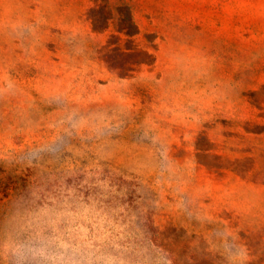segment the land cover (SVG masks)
Returning a JSON list of instances; mask_svg holds the SVG:
<instances>
[{
  "label": "rangeland",
  "instance_id": "rangeland-1",
  "mask_svg": "<svg viewBox=\"0 0 264 264\" xmlns=\"http://www.w3.org/2000/svg\"><path fill=\"white\" fill-rule=\"evenodd\" d=\"M0 264H264V0H0Z\"/></svg>",
  "mask_w": 264,
  "mask_h": 264
},
{
  "label": "trees",
  "instance_id": "trees-1",
  "mask_svg": "<svg viewBox=\"0 0 264 264\" xmlns=\"http://www.w3.org/2000/svg\"><path fill=\"white\" fill-rule=\"evenodd\" d=\"M132 26H133V23L132 21H128L127 23H124L123 27H122V30L124 29H132Z\"/></svg>",
  "mask_w": 264,
  "mask_h": 264
}]
</instances>
